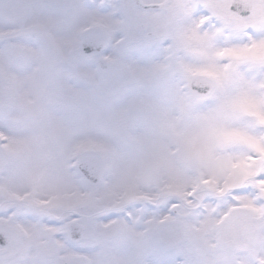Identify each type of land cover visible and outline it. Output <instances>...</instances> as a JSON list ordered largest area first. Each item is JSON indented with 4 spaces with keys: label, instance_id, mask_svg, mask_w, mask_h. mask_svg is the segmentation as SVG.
<instances>
[{
    "label": "snow or ice",
    "instance_id": "1",
    "mask_svg": "<svg viewBox=\"0 0 264 264\" xmlns=\"http://www.w3.org/2000/svg\"><path fill=\"white\" fill-rule=\"evenodd\" d=\"M0 264H264V0H0Z\"/></svg>",
    "mask_w": 264,
    "mask_h": 264
}]
</instances>
